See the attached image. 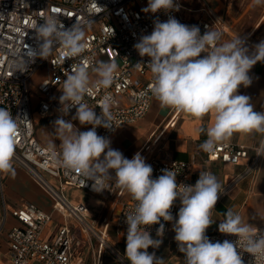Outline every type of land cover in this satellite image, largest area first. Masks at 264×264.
<instances>
[{
	"label": "clouds",
	"instance_id": "obj_1",
	"mask_svg": "<svg viewBox=\"0 0 264 264\" xmlns=\"http://www.w3.org/2000/svg\"><path fill=\"white\" fill-rule=\"evenodd\" d=\"M261 3L264 0H255V4ZM173 9L179 10L175 0H148L142 11L155 14ZM35 33L37 47H29V56L34 60L46 59L56 46L63 49L65 59L81 57L87 49L86 33L79 21L66 29L57 16H49L43 24H38ZM222 37L223 33L212 27L201 35L198 26L182 24L170 16L165 22L155 20L151 34L142 36L134 45L141 57L150 58L146 66L152 80L147 93H140L141 99L150 93L162 107L197 120L212 117L210 126L198 129L207 136L199 146L206 153L214 152L236 133L264 135V112L254 111L250 97L238 94L240 86L251 85L249 71L253 66L264 62V40L250 52L240 35L223 42ZM118 68L114 60L71 66L60 88L62 116L53 124L60 152L53 151L52 157L61 167L84 177V186L91 180L94 192L110 190L109 181L114 180L121 192H127L136 201L134 210L126 215L128 227L122 259L130 264H165V259L148 252L150 247L159 248L162 240L152 238L145 230V226L158 224L156 235L162 237L165 231L162 219L174 221L172 230L178 250L184 254L183 264H244L245 252L253 257L249 264H264V230L245 222L231 208L224 213L218 230L236 236L237 240L213 243L207 237L206 230L215 223L212 213L224 191L216 174L200 170L194 186L178 184L173 168L164 169L162 175L152 178L153 168L139 152L128 159L111 148L108 138L97 134V127L113 128L112 108L116 100L105 92L98 102L101 112L97 115L84 98L96 90L111 88ZM72 108L76 109L72 120H78L80 125H92L91 129L79 131L71 120L63 118ZM19 119L0 107V174H15L13 158ZM177 199L181 206L174 220L170 209Z\"/></svg>",
	"mask_w": 264,
	"mask_h": 264
},
{
	"label": "built area",
	"instance_id": "obj_2",
	"mask_svg": "<svg viewBox=\"0 0 264 264\" xmlns=\"http://www.w3.org/2000/svg\"><path fill=\"white\" fill-rule=\"evenodd\" d=\"M96 3L93 0H0V107L11 111L13 117H20L13 167L23 170L38 181L52 199L51 213L28 202L8 209L0 181V237L7 221L11 219V228L3 240L6 244L7 264H87L89 260L92 264H104V259H108L111 264H129L112 244L110 224L105 216L101 220L89 216L84 204L69 203L62 192L65 187H71L95 196L107 197V214L113 215V225L125 232L128 227L126 215L134 210L136 201L127 192H121L115 182L110 183V190L106 189L102 193L92 190L91 180L84 186V177L66 170L53 160L52 152L59 154V146L49 148L38 142L34 118L42 119L52 113L62 114L59 111V97L62 95L60 88L72 65L87 62L91 66L99 61L114 60L119 68L112 87L96 90L84 98L89 107L95 108L97 115L101 112L98 102L105 92L116 100L112 108L113 128L97 127V134L110 139L119 128L141 120L154 100L150 93L140 98L141 92L147 93L152 74L146 66L150 58L141 57L134 45L142 36L153 31L155 20L165 22L170 16L177 18L181 6L175 0L179 5L178 11L173 9L166 13L161 10L153 14L142 11L147 7L148 0H96ZM53 15L59 18L66 29L71 28L76 21L80 22L87 41V49L81 57L65 59L63 49L59 46L46 59L37 57L34 60L29 56V47H37L35 28ZM187 25L198 26L201 35L211 27L219 30L223 33L222 42L240 35L250 51L260 42L252 32L241 34L235 31L225 16L207 4L199 11L198 17ZM204 55L206 53H201V56ZM41 69L43 78L37 84L40 101L36 107H32L30 84L33 76ZM75 111L72 108L68 114L75 115ZM178 114V111L170 109L159 130L164 132L174 128ZM91 128L92 125H87L81 131ZM159 138L160 134L153 133L139 153L152 166V178H158L164 169L173 168L177 173L178 184L194 186L200 170L211 171L208 164L237 166L242 160H247L246 169L235 181L237 182L252 174L261 159V148L250 158L247 148L229 143L221 144L212 153L204 152L203 164L166 159L159 156ZM228 190L229 188H225L219 199ZM180 206L177 199L170 209L174 220L178 218ZM54 215L59 216L60 222L52 238H46L45 231L54 221ZM161 223L165 228L164 237L173 228L174 221L165 222L161 219ZM159 226H145V230L152 237L162 238L156 235ZM206 235L213 243L237 240L234 235L210 234L208 229ZM85 252L88 254L87 260L83 255ZM242 259L244 264H249L253 257L245 252Z\"/></svg>",
	"mask_w": 264,
	"mask_h": 264
},
{
	"label": "crops",
	"instance_id": "obj_3",
	"mask_svg": "<svg viewBox=\"0 0 264 264\" xmlns=\"http://www.w3.org/2000/svg\"><path fill=\"white\" fill-rule=\"evenodd\" d=\"M181 9L179 10L177 20L187 25L188 23L194 21L198 15L199 11L203 8L204 4L213 7L217 12L225 16V18L231 23L235 31H239V17L235 16L234 11V0H222L224 1V8L218 9L217 6H213L206 0H176ZM223 4V3H222ZM264 21V14L262 13L257 19L255 24H253L247 33H253L258 39H264V26L262 22ZM151 34V33H150ZM250 51V50H249ZM251 52V51H250ZM249 76L252 83L249 87L245 88L240 86L238 89V94L246 95L250 97V103L253 105L254 111L264 112V62H257L253 68L249 71ZM172 109L170 107H162L157 100H153L151 107L147 114L133 125H128L119 128L113 136L109 139L111 141V148L119 150L123 153L124 157L131 159L137 152L142 150L148 143L150 136L154 133L155 135L160 134L159 142L157 147L159 149V156L166 159H173L178 161L190 162L194 161L197 164H203L205 162V153L200 149V145L207 139L204 132L198 131V129H206L212 123L211 116H205L201 120H197L186 113L179 112L177 122L174 128H170L161 132L159 130L161 124L165 121V116L167 112ZM62 114L52 113L45 118L35 117V137L39 143L49 148H56L59 146L60 141L53 134L54 133V121L60 118ZM73 114L64 115L65 120H71L72 123L77 127L79 131L82 130L87 125H80L78 120H72ZM42 120L43 122H41ZM41 122V123H40ZM53 142L55 146H53ZM233 144L234 146L247 148L249 157H253L255 151L261 148V159L258 164V168L250 174L239 181L235 182L240 176H242L247 160H242L237 166L222 165L220 163L208 164V168L216 174L222 185L223 189L229 188L225 196L220 198L215 205V210L212 213L218 212L220 209V202L233 194V199L237 202V213L242 206H246L241 212V216L245 222L254 225L257 228H264V223H253L252 218L264 217V213L261 216L258 214L259 204L264 202V148L261 147L264 144V135L261 134H239L233 135L230 141L226 142ZM14 175L0 174V181L2 184L3 179L5 180L8 189L10 188L12 192L17 196V202L8 204L6 199V204L8 209L20 207L22 204L28 202L32 203L44 212L51 213L52 209V199L51 205H45L39 199L24 195L21 192L23 184L33 185L36 189L38 186L31 177L25 173L23 170L13 167ZM111 175H115L114 171L110 172ZM50 183L56 184L54 181L49 180ZM115 182L114 180L109 181V183ZM235 182V184H234ZM3 190V189H2ZM63 196L71 204H84L89 212V216L101 220L106 218L109 221V234L115 238H119L121 235H126L125 231L118 230L113 225V215L107 214L108 210V199L105 196H95L89 194L85 191L74 189L71 187H65L63 189ZM4 195V191H3ZM5 198V195H4ZM107 214V215H106ZM259 219V218H258ZM105 220V221H106ZM60 218L54 215V221L46 229L44 237L52 238L56 226H58ZM175 232L170 229L167 234ZM208 233H211L208 228ZM165 235V236H166ZM155 238V237H153ZM3 241V240H2ZM1 241V242H2ZM5 251L1 253L0 264H7L6 259V244L4 243ZM124 249L121 247V251L117 249L121 257L123 258ZM84 258L87 260L88 254L85 252ZM127 261L126 259H124ZM184 258L176 261H169L167 264H183ZM129 264L130 262L127 261ZM104 264H111L108 259H104Z\"/></svg>",
	"mask_w": 264,
	"mask_h": 264
},
{
	"label": "rangeland",
	"instance_id": "obj_4",
	"mask_svg": "<svg viewBox=\"0 0 264 264\" xmlns=\"http://www.w3.org/2000/svg\"><path fill=\"white\" fill-rule=\"evenodd\" d=\"M206 1L210 4H212L213 6H217L218 9H223L224 8L223 5H225L224 1H222V0H206ZM234 5H235V7H234L235 12L234 13H235L236 17L237 16L239 17V23H240L238 26L240 29V32L239 31L238 32L241 34H246L247 30L253 24H255V22L260 17V15L262 13L264 14V3L257 5V4H255V0H234ZM262 26H264V21L262 22ZM258 40L261 41L264 39H262L260 36V38H258ZM41 78H43L42 69L39 70L33 76L31 84H30V90H31V93L33 96L32 107H36V105L40 101V95L37 92V84ZM40 121L43 122L42 120H40ZM10 176H12V174H10ZM31 179L34 180V182H36L38 187L35 189L33 187V185H30V183L28 185L23 184L22 188H20L21 192L23 193V196L27 194L29 196H32V197L39 199V201H42L45 205H51L50 194L48 193V191L38 181H36L32 177H31ZM1 187L4 191L5 199H6L8 204H12V203L17 202V196L15 195L14 192H12V190L10 188L8 189L7 184H6L4 179L2 181ZM232 197H233V194L224 198L220 202L219 211L214 213L212 216V219L215 220V223H213L209 227V231L211 233L220 234V232L218 230V225H219L220 221H222L225 218L224 213L229 208H231L234 212L237 213L236 207L238 204ZM244 208H246V206H242L240 208V210L238 211V213L241 214V212L244 210ZM258 212H259L258 214L260 216H261V213H264V202H261L259 204ZM258 218H256V219L252 218L253 220H251V221L253 223H257V224L258 223H264V220H262L261 217H258ZM10 223H11V219H9L7 221L6 227L3 231V234L0 237V257H1V253H3L5 251L4 242L3 241L1 242V240H4V236H5L6 232L11 228ZM174 236H175L174 233H170V234H167L166 236H164L162 238H154V239H161L162 243L159 246V248L153 249L150 247L148 249V252L149 253L155 252V255L157 257L165 259V264H167V262H169L171 260L176 261L179 259H183L184 254L179 252L177 243L174 239ZM111 241H112V244L115 246L116 249L121 251V247H123L124 249H122V250H124V252H125L126 235H121L119 238H115V237L111 236ZM87 264H92V263L89 260Z\"/></svg>",
	"mask_w": 264,
	"mask_h": 264
}]
</instances>
